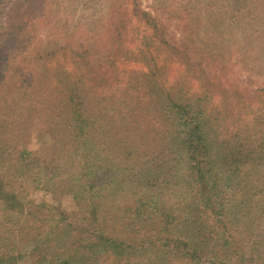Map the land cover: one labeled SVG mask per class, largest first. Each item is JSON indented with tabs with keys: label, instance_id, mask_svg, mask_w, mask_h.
Returning <instances> with one entry per match:
<instances>
[{
	"label": "rangeland",
	"instance_id": "374dc122",
	"mask_svg": "<svg viewBox=\"0 0 264 264\" xmlns=\"http://www.w3.org/2000/svg\"><path fill=\"white\" fill-rule=\"evenodd\" d=\"M6 1L0 15V22L7 27L0 29V97L8 102L1 104L0 112L14 111L21 117L17 122L9 118L13 114L5 117L12 125L5 123V128H0V137L8 135L9 129L13 135L19 132L10 142L1 143L0 138V145L8 144L10 149V155L0 161V176L9 179L14 193L26 190V199L17 208L27 200L52 206L45 207L46 215L57 207L71 213L77 210L75 200L90 194L85 185L91 179L100 187L97 194L103 203L98 210V225L126 230L127 211L146 184L154 187L157 203L171 210L178 221L189 194L180 183L179 175L184 172H166L168 161L176 158L169 148V138L163 140L159 134L166 128L160 115L161 89L176 97L183 93L201 96L207 111L217 107V112H222L215 116L224 121L225 136L243 129L249 130L254 140L261 137L256 133L264 131V10L260 4L249 8L246 26L226 29L215 28V17L210 15L222 6L230 9L226 0H27L31 4L25 11L26 0ZM17 6L19 20L10 26ZM134 6L146 11L158 9L162 35L156 38L150 25L131 17ZM162 36L164 41L160 40ZM99 61H104L106 75L116 79L109 80L107 87L93 79V67ZM65 78L85 88L84 109L95 117L90 116L94 170L84 171L83 176L77 172L81 159L77 154L81 155L82 148L69 134L71 107L62 102L58 112L52 111L57 98L62 99L60 81ZM217 79L229 88L227 95H217L216 91L212 95L206 88L205 80L208 84L215 80L217 85ZM259 89L263 92L254 97ZM43 123L50 129L49 134L44 132L46 144L41 138ZM117 138L120 140L115 141ZM39 160L57 166L51 170L55 174L52 181L40 186L46 190L34 188L31 181L42 180L43 172L31 170V164ZM261 172L258 179L264 177ZM158 175L164 180L154 181ZM253 194L231 208L240 213L237 216L225 209L223 224L216 223L210 214L199 221L205 226L213 224L208 228L214 231L209 234L212 238L225 237L226 249L235 250L230 257L243 264H264V192ZM18 196L16 193L19 203ZM2 201L0 235L5 240L1 244L5 249L13 245L16 264H31L37 241L29 240L26 233L33 221L26 220L21 209H5L7 203ZM103 210L105 213H101ZM96 233L93 226L87 236L83 235V241H95ZM209 235L206 232L205 237ZM110 236L132 240L129 232L126 236L119 232ZM207 246L210 250L212 242ZM103 256L98 264H107L102 262Z\"/></svg>",
	"mask_w": 264,
	"mask_h": 264
},
{
	"label": "trees",
	"instance_id": "16d2710c",
	"mask_svg": "<svg viewBox=\"0 0 264 264\" xmlns=\"http://www.w3.org/2000/svg\"><path fill=\"white\" fill-rule=\"evenodd\" d=\"M226 1L230 7V9L227 7L229 10L222 6L218 10L211 11V17H215L214 21L211 18L215 28L223 26L227 29L230 26H246L251 6L260 4L264 10V0ZM7 2L0 0V15L1 9ZM212 2L213 0H209V3ZM30 4L31 2L24 4L23 11L29 10ZM17 5L20 6L21 3L19 2ZM18 6L14 10V21H9L10 26L19 20ZM156 10L157 12L151 9L146 11L139 6H134L130 14L131 17L134 16L150 25L153 28L154 36L158 38L159 35H162L159 32L158 24L161 17L158 15V9ZM242 12L245 13V16H241ZM111 16L114 17V14ZM216 19L218 20L217 24L215 23ZM0 29H7L6 24L3 26L0 22ZM160 40L164 41L163 36ZM110 62L114 63V61ZM1 64H3L2 61H0V66ZM87 69L91 70V67ZM93 72V79L100 86L107 87L110 84L109 80H116L106 75L104 61L94 64ZM216 81L218 88L215 80H212L211 84L205 80L204 84L210 94L213 95L216 91L217 95H227L229 88L225 87L219 79ZM60 84L63 89L62 99L61 97L57 98V103L52 106V111L58 112L62 102L65 103V107H71L72 119L69 122V134L72 139L77 140V145L82 148L81 155L77 154V156H81L77 172L79 176H83L84 171L91 168L94 170L91 151L93 131L90 116L92 119L95 117L85 111V95H87L85 88L79 87L74 81L66 78L62 79ZM262 90L254 91L256 92L254 97L259 91L263 92ZM246 92H248L247 89ZM159 93L162 106L160 109L161 121H166L165 130L161 129L159 134L163 136V140L169 138V148L173 149L172 152L176 158L168 161L170 165L166 172L170 174L171 170L176 171L177 169L179 172H184L179 175L180 183L184 186L183 191L189 194V201L182 205L184 206L183 216L175 221L176 218L171 210L155 200L154 187L150 188V184H146L143 187L145 191L140 192L127 211L129 212L127 218L129 221L124 226L126 230H117L116 227L107 224L98 225L101 215H98V210L102 209L103 203L100 194H97L100 187L97 188L91 179L85 185L90 194L75 200L76 211L69 213L57 207L51 215H46L45 207L51 208L52 206L43 204L40 206L26 200L23 207L17 208L22 200L26 199V190H15V187L14 190L19 195L20 202L18 203L16 193L10 188L9 179L0 176V201L3 200L2 202L7 203L5 209L9 207L21 209L27 217L26 220L30 218L33 221V227H30L26 233L28 237H31L29 240L37 241L31 251V264H98L102 255H104L102 262L107 264L120 262L124 264H174V262L180 264H243V261L230 257L235 253V250L232 247L226 249L227 242L223 235H219L216 239L209 235L214 232L208 230L209 227H213V224L205 226L206 223L203 224L204 221L199 220L202 219L200 217L210 214L216 223L223 224L227 214L225 209L229 210V213H233V216H237V213H240L231 208H236V205L242 202L243 198L251 191H254L253 197L256 195L255 192H264V177L258 179L259 172L262 171L261 176H264V131H256V133H261V137L257 140L253 139L249 130L246 132L243 129L235 130L231 132L232 135L225 136L224 121L215 116L216 113L222 111L217 112L215 106L212 111H207L203 107L201 96L183 93L176 97L175 94L165 89L159 90ZM19 94L20 92L17 93V96ZM5 102L0 97V107ZM7 107L10 108V104H7ZM11 114L14 116L9 117ZM5 117L15 119L17 122L21 115L14 111L0 112L1 129L5 128V123L8 126L12 125L7 122ZM47 126L43 123L40 128L44 144L48 141L44 132L47 131L48 134L50 132V129L46 128ZM149 131L153 130L149 129ZM1 134H3L2 130H0ZM18 135L19 132L13 135V130L9 129L8 135L0 137L2 138L1 143L10 142ZM118 140L120 139L117 138L115 141ZM9 150L8 144L0 145L1 162L10 155ZM134 153L137 155L135 151H132V154ZM52 163L39 160V162L31 164V170L35 171L36 169L40 174L43 172L40 175L42 180L31 179L34 188L46 190L40 186H44L47 181H52L55 174H52L51 170L57 168ZM129 164L133 166V162ZM134 175L141 176L143 173L134 172ZM164 178L158 175L153 179L156 181L164 180ZM186 181L187 188L185 189ZM12 182L15 183V181ZM175 182L178 183V181ZM2 197L5 198L2 199ZM105 210L101 213H105ZM0 223L3 221L0 220ZM93 226L97 230L96 240L84 242L83 235L87 236V232ZM108 229L110 232L106 233ZM171 229H176V233H171ZM118 232L123 236L129 232L132 240L110 236L111 233L117 234ZM206 232L209 235L207 238L205 237ZM2 239L3 237L0 235V264H16L13 245L5 249V245L1 244L5 238ZM84 239L89 240L86 237ZM210 241L212 247L209 250L207 245ZM112 255L114 257L110 259Z\"/></svg>",
	"mask_w": 264,
	"mask_h": 264
}]
</instances>
